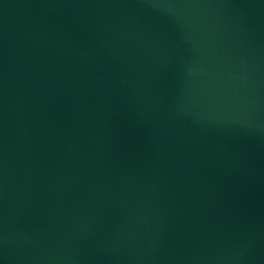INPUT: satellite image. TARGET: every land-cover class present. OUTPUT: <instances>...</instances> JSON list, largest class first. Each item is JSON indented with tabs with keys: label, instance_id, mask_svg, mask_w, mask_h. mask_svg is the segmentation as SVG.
I'll return each mask as SVG.
<instances>
[{
	"label": "water",
	"instance_id": "water-1",
	"mask_svg": "<svg viewBox=\"0 0 264 264\" xmlns=\"http://www.w3.org/2000/svg\"><path fill=\"white\" fill-rule=\"evenodd\" d=\"M0 264H264V0H0Z\"/></svg>",
	"mask_w": 264,
	"mask_h": 264
}]
</instances>
